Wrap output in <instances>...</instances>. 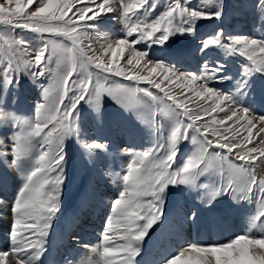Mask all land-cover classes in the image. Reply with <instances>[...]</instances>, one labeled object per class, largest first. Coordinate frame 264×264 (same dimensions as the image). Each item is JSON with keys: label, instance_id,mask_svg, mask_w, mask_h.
<instances>
[{"label": "snow or ice", "instance_id": "snow-or-ice-1", "mask_svg": "<svg viewBox=\"0 0 264 264\" xmlns=\"http://www.w3.org/2000/svg\"><path fill=\"white\" fill-rule=\"evenodd\" d=\"M256 7L259 30L264 32V0H257ZM222 8L223 0H203L202 6L192 0H166L162 7L158 0H120L119 11L112 0L0 3L4 30L34 34H0V53L11 54L0 68V120L14 119L6 110V97L18 89L21 70L34 81L48 77L55 87L54 96L45 89L35 105L34 121L14 132L11 147L0 140V163L7 164L11 155V166L22 175L0 264H6L10 252L15 264H42L45 238L61 211L65 140L81 135L76 123L84 103L99 110L105 96L122 104L143 94L155 107L167 106L171 124L155 123L150 132L154 140L147 147L122 149L129 162L119 176L121 190L111 202L100 244L91 249L101 264H139L142 245L162 221L172 188L186 186L208 205L226 195L244 202L255 197L259 208L253 219L264 223V176L255 170L256 154L264 157V148L248 147L254 136L264 145V114L254 115V106L245 103L253 91L252 77L264 75V36H231L219 28L202 39V56L220 50L242 58L235 74L225 60L211 58L196 71H182L137 47L165 45L174 36L195 34L199 21L221 19ZM117 12L112 18L123 22L124 36L101 45L103 54L97 55L90 30L97 29L94 22ZM113 78L130 83L114 86ZM226 81L235 91L218 87ZM189 101L196 106L189 107ZM217 113H224V118L218 119ZM186 141L197 147L180 160ZM82 146L89 157L109 150L102 140H85ZM195 218L193 212L191 219ZM160 264H264V236L244 233L220 244L194 242L165 256Z\"/></svg>", "mask_w": 264, "mask_h": 264}, {"label": "rangeland", "instance_id": "rangeland-1", "mask_svg": "<svg viewBox=\"0 0 264 264\" xmlns=\"http://www.w3.org/2000/svg\"><path fill=\"white\" fill-rule=\"evenodd\" d=\"M5 0H0L4 3ZM166 0H158L163 6ZM112 3L119 11L120 0H112ZM193 5H203V0H192ZM257 0H223V15L219 20H202L198 22L195 34L174 36L165 45L145 47L137 46L142 50L150 52L153 58H160L166 63L172 64L182 71H196L204 59H222L227 62L232 73H236L240 67L242 58L238 56L228 57L222 51L214 50L208 57L202 56L199 47L206 36L223 28L227 35L243 36L247 38H260L264 36L259 24V13L256 7ZM35 5H33V8ZM211 7V5H210ZM117 13L109 14L94 22L97 29L90 30L89 39L98 50L97 55L103 54L101 45L122 38L125 33V26L121 20L112 18ZM0 34L3 35H24L30 37L34 34L22 32L16 29L15 33H8L0 26ZM17 35V38H19ZM87 43V41H86ZM2 45V41H0ZM11 57L10 53H0V68L4 67ZM127 58L121 60L124 64ZM19 87L10 92L6 97L7 111L11 112L14 119L10 121L0 120V140L11 147L10 141L14 132L27 126V123L34 121V108L37 102H41L45 95L55 93V87L48 77L34 81L22 71L19 73ZM253 91L245 97V103L254 106V115L264 114V75L255 74L252 77ZM130 82L122 78H113L112 84L128 85ZM142 87L145 85H141ZM223 91H235L231 82L226 81L218 85ZM157 92L156 89H152ZM189 107H195L194 101H189ZM167 106L155 107L150 98L143 94H137L131 103L118 104L110 97L105 96L99 110L87 102L80 110V116L76 126L81 130L79 137L72 136L65 140L66 160L64 163V183L61 186V211L53 221V227L45 238L46 251L41 256L42 264H101V257L90 249H83L74 254L78 246L96 247L100 244V233L103 230L106 220L111 214V202L116 197L121 184L119 176L126 168L129 157L122 152L126 147L141 150L154 140L150 135L153 125L157 122L171 124L168 118ZM218 119L224 118V113L215 114ZM259 126V125H258ZM255 132V130H254ZM264 136V134H261ZM102 140L109 144L107 152H96L89 157L83 148L85 140ZM197 145L186 141L182 144L183 155L195 151ZM248 147L264 148L259 143V137L254 136V142ZM258 159L255 165L256 174L264 176V157L256 154ZM218 178V177H217ZM6 184H5V183ZM22 183L20 171L11 166V155L7 164L0 163V201L10 199L9 206V227L7 230L0 229V249L8 248V232L14 219L12 213V202ZM5 186V187H4ZM219 186L218 184L216 185ZM3 188V189H1ZM83 197L87 203V209L81 210L77 225L85 232H79L75 228L66 227L62 221L65 215L71 210L77 200ZM259 204L255 197L251 202H244L235 199L232 195L218 198L213 204L208 205L202 202L196 191L186 186L172 188L165 202V215L162 221L150 232L142 245L141 255L137 257L139 264H160L161 260L172 253L184 250L191 243L201 245L220 244L227 242L237 235L250 233L256 238L264 236V223L255 220L253 217L258 213ZM196 218L191 219L192 213ZM86 215V216H85ZM3 214L0 212V217ZM264 219V218H262ZM86 222V226L80 222ZM98 225L91 228V225ZM163 227L167 236L158 234L159 228ZM76 230V231H74ZM96 234L97 238H93ZM67 236L66 246L60 242V233ZM82 234V235H81ZM75 238V239H74ZM77 239L79 243H77ZM91 248V249H92ZM187 254V253H186ZM66 255V256H64ZM6 264H15V258L9 253L5 258Z\"/></svg>", "mask_w": 264, "mask_h": 264}, {"label": "bare ground", "instance_id": "bare-ground-1", "mask_svg": "<svg viewBox=\"0 0 264 264\" xmlns=\"http://www.w3.org/2000/svg\"><path fill=\"white\" fill-rule=\"evenodd\" d=\"M5 183V182H4ZM6 184V183H5ZM5 187V186H4ZM1 189H3V188H1ZM9 202H10V199H6V200H4L3 202H2V206H0V212L3 214V216L2 217H0V229L1 230H7L8 229V227H9V222H10V218H9V212H10V206H9ZM87 209V203L85 202V200H84V198L83 197H80L78 200H77V202L74 204V206L71 208V210H69V212L65 215V217L63 218V221H62V223L66 226V227H68V228H75L76 230H78L79 232H85V230L81 227V226H79V225H77V222L79 221L78 220V217L80 216V213H82V211L81 210H86ZM86 216V215H85ZM80 224H82V225H84V226H86V222H84V221H82V222H80ZM96 226H98V225H91L90 227L92 228H96ZM96 229H99V228H96ZM76 230H74V231H76ZM77 232V231H76ZM88 234L89 233H91V231L90 230H87L86 231ZM92 234V233H91ZM158 234L160 235V236H163V237H165V236H167V232L166 231H164V229H163V227H161V228H159V230H158ZM82 235V234H81ZM92 237L93 238H97L96 237V234L94 233V234H92ZM66 241H67V236H66V233H64V232H61L60 233V242H61V244H63L64 246H66ZM85 248H87V249H90L91 250V248L92 247H82V246H78V247H76L75 249H74V254H77L79 251H81V250H83V249H85ZM64 256H66V255H64Z\"/></svg>", "mask_w": 264, "mask_h": 264}]
</instances>
